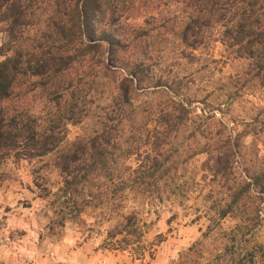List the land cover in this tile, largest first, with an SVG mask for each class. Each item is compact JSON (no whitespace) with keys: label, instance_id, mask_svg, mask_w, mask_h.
<instances>
[{"label":"trees","instance_id":"trees-1","mask_svg":"<svg viewBox=\"0 0 264 264\" xmlns=\"http://www.w3.org/2000/svg\"><path fill=\"white\" fill-rule=\"evenodd\" d=\"M0 29V164L56 153L60 187L55 194L43 188L46 194L39 197L62 198L58 207L69 218L99 204L114 205L118 220L107 232L109 245L132 248L140 258L145 256L140 247L144 232L136 212H121L125 193L141 191L163 202L164 193H175L166 184L178 169L166 166L168 159L203 154L210 228L229 218L239 237L217 260L263 262L264 243L242 256L227 258L226 253L240 248V239L264 223V124L257 130L254 118L240 130L214 112L192 117L172 84L150 75L138 50H150L161 34H170L194 51L213 33L227 56L245 65L233 95L254 88L264 102V0H0ZM99 89L102 106L95 105ZM148 92L162 101L137 103ZM36 104L42 105V115L34 114ZM90 121L94 128L89 135ZM68 126H79L82 135L61 147ZM126 132L140 139L146 135L142 152L132 142H122ZM186 132L197 148L185 144L180 153L176 140ZM247 137L250 143L244 142ZM111 151L118 152L123 164ZM131 157L135 169L124 164ZM215 187L222 194L218 199ZM65 221L62 216L55 224Z\"/></svg>","mask_w":264,"mask_h":264},{"label":"rangeland","instance_id":"rangeland-1","mask_svg":"<svg viewBox=\"0 0 264 264\" xmlns=\"http://www.w3.org/2000/svg\"><path fill=\"white\" fill-rule=\"evenodd\" d=\"M214 36L208 34L204 47L193 51L181 46L174 36L161 34L150 50H138V55L150 66L151 76L172 84L178 98L189 104L192 117L214 112L216 118L223 119L229 127L239 126L240 130L243 124L256 118L254 123L260 130L264 124L262 94L253 88L240 96L233 95V86L245 65L229 58L224 48L214 42ZM2 38L0 34V45ZM142 53L145 57L140 56ZM229 76L234 79L229 80ZM102 94L99 89L95 105L102 106ZM158 95L141 94L137 103L160 102L162 98ZM32 110L35 115H42L41 104H36ZM93 128L94 122L90 121L86 133L90 135ZM184 134L182 139L176 140L181 143L180 153L185 144L193 150L197 148L192 138H188V132ZM78 135H82L79 126H68L61 147L69 146ZM121 137L122 142H132L142 152L145 134L142 133L141 139L140 135L130 132ZM244 142L250 143L251 138H245ZM111 153L116 154L113 158L117 163L123 164L118 152ZM55 155L30 161L10 158L0 164V264H220L217 257L225 246L231 245L234 238L239 239L234 231L236 222L232 219L210 228L209 216L213 213L208 211L211 205V198L207 197L208 181H203L202 177L203 154L187 159L188 155L183 153L168 159L166 166L176 164L178 169L176 173L171 172L173 179L166 184L172 185L175 193L169 196L164 193L163 202L156 203L141 191L125 193L121 212H136L144 232L140 247L145 256L140 258L139 252H133L132 248L115 250L109 245L107 232L118 220L114 215L117 213L112 211L114 205L99 204V207L84 209L78 217L69 218L66 211L58 207L62 198L39 197L43 188L55 194L60 187ZM124 164L133 169L137 166L134 157ZM35 182L41 183V187L37 188ZM215 188L213 197L218 199L222 194ZM161 189H165L164 184ZM62 216L66 221L57 227L55 223ZM263 243L264 223L241 238L240 248L230 249L227 258L236 257L237 253L242 256L253 251L256 244ZM189 248L191 251L183 256ZM260 264H264V260Z\"/></svg>","mask_w":264,"mask_h":264}]
</instances>
